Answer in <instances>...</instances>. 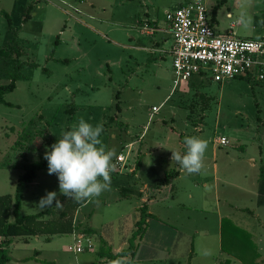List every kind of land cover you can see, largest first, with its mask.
<instances>
[{"label": "rangeland", "instance_id": "374dc122", "mask_svg": "<svg viewBox=\"0 0 264 264\" xmlns=\"http://www.w3.org/2000/svg\"><path fill=\"white\" fill-rule=\"evenodd\" d=\"M190 1L0 0V50L6 52L0 53V88L14 78L17 85L5 96L10 105L0 104V197L15 201L25 167L44 159L48 147L80 118L103 124V145L115 151L114 158L119 153L127 158L110 187L79 209L73 233L37 236L28 243L17 238L9 248V264H112L99 250L74 253L69 247L80 234L89 235L98 249L102 238L119 246L134 233L143 203L138 196L142 178L132 169L145 156L146 168L155 169L145 179L183 172L174 182L179 192L152 209L179 240L169 244L171 254L156 261L122 264H244L223 250L221 217L231 212L230 202L257 209V180L264 166V81L218 83L195 77L174 88L167 14ZM204 1L210 13L217 9L218 32L264 39V0ZM241 16L251 22L238 23ZM148 21L159 27L154 38L159 51L151 49L149 28H144ZM182 134L207 141L200 173L189 174L171 161L172 150L186 151ZM221 139L229 145H221ZM118 183L129 190L123 192ZM49 191L57 192L60 204L42 208L38 204ZM69 199L60 192L57 174L41 170L24 194L22 214L54 210L59 215ZM258 212L264 221V207ZM241 216L235 220L254 231L256 222ZM89 227L96 237L87 233Z\"/></svg>", "mask_w": 264, "mask_h": 264}, {"label": "built area", "instance_id": "2783aa9c", "mask_svg": "<svg viewBox=\"0 0 264 264\" xmlns=\"http://www.w3.org/2000/svg\"><path fill=\"white\" fill-rule=\"evenodd\" d=\"M49 2L50 0H37ZM211 13L204 0H192L167 14L169 33L173 38L171 55L174 70V88L190 83L195 77L223 83L236 78L264 81V39H242L231 30L220 33L212 24ZM154 112L160 108L154 107ZM220 144L229 145L221 139ZM127 158L121 153L111 174L126 167ZM93 239L80 234L69 251L93 252Z\"/></svg>", "mask_w": 264, "mask_h": 264}, {"label": "trees", "instance_id": "16d2710c", "mask_svg": "<svg viewBox=\"0 0 264 264\" xmlns=\"http://www.w3.org/2000/svg\"><path fill=\"white\" fill-rule=\"evenodd\" d=\"M211 18L212 24L217 25L218 19L216 8L211 13ZM0 53L3 55L6 54L4 50H0ZM16 88V78H14L9 85L1 87L0 104H8L5 96L8 93L13 92ZM200 100H204V102L208 101L206 97H202ZM191 108H189L190 113L193 111ZM188 121L194 124V118H192L191 114L188 116ZM180 138L184 140V135L182 134ZM138 166H140V161L137 162V167ZM25 168V174L18 181L15 201L10 195L0 197V264H9L11 262L9 248L17 238L25 239V242L28 243L30 238L37 236H54L73 233L76 228L75 218L77 212L85 204V199L76 201L70 198L69 200H65L64 206L59 215L54 214V210H49L37 215H23L22 202L24 194L28 186L37 179L38 172L48 169V162L44 158L39 162L26 166ZM112 175L113 174L110 176ZM179 175V172L175 171L172 174L167 175L164 178V181L165 183H169ZM259 195L260 203L262 204L264 203V166L260 168ZM139 211L140 219L136 223V229L129 240V247L120 253L115 254L109 244L105 240H102V247L98 252L101 257L108 258L112 264H116V261L118 260L124 262L125 258H129L130 256L134 257V251L137 247L135 246V243L138 239L144 236L148 227V218L150 217L147 205L142 206ZM246 211L249 212L250 210ZM46 216H54V218L45 221L44 218ZM13 217L14 221H12ZM86 230L87 233L92 234L90 228H86ZM221 231L223 238L222 247L224 251L229 252L244 264H264V261H257L261 254L259 252L258 244L254 241L253 235L250 232L241 228L232 219L226 217L222 220ZM225 240H227V243Z\"/></svg>", "mask_w": 264, "mask_h": 264}, {"label": "clouds", "instance_id": "9594fccd", "mask_svg": "<svg viewBox=\"0 0 264 264\" xmlns=\"http://www.w3.org/2000/svg\"><path fill=\"white\" fill-rule=\"evenodd\" d=\"M247 26L250 18L241 16L237 21ZM103 124L93 125L80 118L70 130H65L59 139L45 152L49 174H57L62 194L76 201L98 197L110 187L111 171L114 170V150L106 149L101 136ZM186 151L172 150V160L189 174L200 173L204 167L207 141L195 136H185ZM57 192L49 191L42 197L39 206L53 207L60 204ZM116 264H122L116 261Z\"/></svg>", "mask_w": 264, "mask_h": 264}, {"label": "crops", "instance_id": "0c3cea01", "mask_svg": "<svg viewBox=\"0 0 264 264\" xmlns=\"http://www.w3.org/2000/svg\"><path fill=\"white\" fill-rule=\"evenodd\" d=\"M234 27V25H233ZM144 28H149V30L146 32V34L148 35V37L150 38V41L152 43L151 49H153V51H159L160 47H159V43H157V41L154 40V38L156 37L157 33L159 32V27L156 26L155 23L152 22H145L144 23ZM162 51V50H161ZM193 82V80L191 81ZM190 84V83H189ZM185 135V134H183ZM114 136H116L114 134ZM181 137V136H180ZM142 138V137H140ZM135 144V143H134ZM132 146V145H130ZM121 154V153H119ZM118 154V155H119ZM117 158V157H116ZM116 158H114L113 160H115ZM144 160H146V156L144 157L143 160H138L140 161V166L137 167V163L136 166L132 169V172L136 175L135 177H139V179L141 180V186L140 191L138 196L140 197L141 202L143 203L142 206L147 205L148 206V213L150 214V217L148 218V227L147 230L144 234V236L140 239H138V245L136 247V250L134 251V257L132 258H125V261H130V259L132 261L135 260H140V261H156L158 260V255H162L164 253L167 252V254H171V251H169V244L172 246L173 244H175V241H178L179 238L175 237L176 231H174V233H171L169 230L172 229L169 224H166L164 222V220L162 219L161 216H159L158 214L154 213V211L152 210L153 207L159 205L160 202L166 201L168 200L170 197L173 196L174 193H178L179 190L175 187V180H178L181 178L182 176V170L176 169V171L179 172V176L173 180H171L169 183H165L164 181V176H162L161 174L158 175H154V178L152 179V177H150L151 175H149L148 177L146 176L147 179H145V177L143 178L144 174L148 171H152L155 170L154 168H146ZM137 161V162H138ZM171 161L172 157H171ZM175 162V161H174ZM175 164L177 166H180L177 162H175ZM139 172V174L137 173ZM115 173L111 176V179H116L115 177ZM142 176V177H141ZM114 177V178H113ZM122 177V175H121ZM118 178V177H117ZM258 182V186H257V192H256V196L258 197L257 200V209L256 210H251L249 207H236L233 202L229 203V207L231 209V212L226 216V218H230L232 219L237 225H239L241 228L247 230L248 232H250L253 235V239L254 241L258 244L259 247V252L261 254L260 257V261H264V221L261 219V214L258 212L259 210H261L264 207V203H260V195H259V179L257 180ZM120 183H118L117 187L119 189H126L125 186H121L119 185ZM115 188L113 191L115 194H117V189ZM194 188H197V186L195 185ZM129 189L124 190L123 192H126ZM132 191V190H130ZM132 193V192H131ZM194 193V192H193ZM192 192H190V196L189 198L191 200H195V195ZM133 197V194H130V197ZM88 202V199H85V204L83 206H85ZM227 204V203H226ZM82 206V207H83ZM141 206V207H142ZM139 207L137 210L140 213L139 209L141 208ZM246 210H250L249 212ZM241 216L243 219L247 220V221H255L256 224H252L251 226L254 228V231L247 228V227H243V225L239 224L235 219L237 218V216ZM140 218V217H139ZM223 218H225V216L222 215L221 217V223ZM139 221V219H137L135 221L134 224V231L136 229V223ZM92 230V236H97L96 231L92 228L89 227ZM174 237L171 238H167L166 235H171ZM132 235H127L125 237L126 241H123L119 246H115L113 241L111 239H100L99 242H101L98 246V249L95 245V250H101L102 247V240H105L109 246L112 248L113 252L115 254L120 253L121 251H123L124 249H126V247L124 246H128L129 245V241ZM136 241V242H137ZM94 250V251H95ZM98 251V252H99ZM190 256L194 255L193 251H189ZM170 256V255H169ZM194 259V256L192 257L191 261ZM236 261L237 259L234 258Z\"/></svg>", "mask_w": 264, "mask_h": 264}, {"label": "flooded vegetation", "instance_id": "af4514ba", "mask_svg": "<svg viewBox=\"0 0 264 264\" xmlns=\"http://www.w3.org/2000/svg\"><path fill=\"white\" fill-rule=\"evenodd\" d=\"M170 34V33H169Z\"/></svg>", "mask_w": 264, "mask_h": 264}]
</instances>
